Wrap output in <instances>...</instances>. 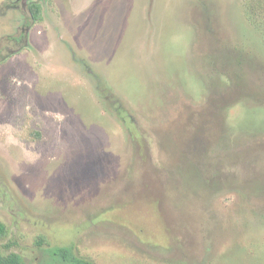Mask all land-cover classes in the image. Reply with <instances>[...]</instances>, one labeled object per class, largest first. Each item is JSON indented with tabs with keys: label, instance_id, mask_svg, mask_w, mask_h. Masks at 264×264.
<instances>
[{
	"label": "rangeland",
	"instance_id": "1",
	"mask_svg": "<svg viewBox=\"0 0 264 264\" xmlns=\"http://www.w3.org/2000/svg\"><path fill=\"white\" fill-rule=\"evenodd\" d=\"M42 1L15 54L0 0L3 253L264 264V0Z\"/></svg>",
	"mask_w": 264,
	"mask_h": 264
},
{
	"label": "trees",
	"instance_id": "2",
	"mask_svg": "<svg viewBox=\"0 0 264 264\" xmlns=\"http://www.w3.org/2000/svg\"><path fill=\"white\" fill-rule=\"evenodd\" d=\"M34 19L41 20L42 8L40 4L31 6ZM19 38V37H18ZM7 234L6 225L0 221V237ZM44 258L39 264H95L92 260L80 256L72 245H56L44 248ZM0 264H28L21 254L17 252L3 253L0 249Z\"/></svg>",
	"mask_w": 264,
	"mask_h": 264
},
{
	"label": "flooded vegetation",
	"instance_id": "3",
	"mask_svg": "<svg viewBox=\"0 0 264 264\" xmlns=\"http://www.w3.org/2000/svg\"><path fill=\"white\" fill-rule=\"evenodd\" d=\"M22 1H23V5L26 7L27 10L26 13H24L25 21L21 26L19 33L17 35H12L8 38V41H10L12 44L19 45L18 49L15 50L16 51L15 54H17V51H22L23 47L29 46L30 44L29 37L34 23L43 21V18L41 20L40 19L36 20L33 18L31 13V6H33L34 4H40L42 11L46 9V6L44 5L42 0H22Z\"/></svg>",
	"mask_w": 264,
	"mask_h": 264
},
{
	"label": "crops",
	"instance_id": "4",
	"mask_svg": "<svg viewBox=\"0 0 264 264\" xmlns=\"http://www.w3.org/2000/svg\"><path fill=\"white\" fill-rule=\"evenodd\" d=\"M43 15H44V19H46V17H47V11H46V9L43 10Z\"/></svg>",
	"mask_w": 264,
	"mask_h": 264
}]
</instances>
